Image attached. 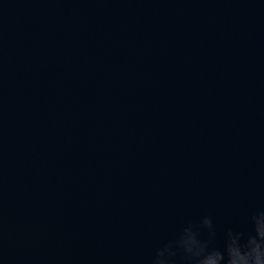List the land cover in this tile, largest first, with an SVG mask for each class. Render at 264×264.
<instances>
[{"label": "water", "instance_id": "95a60500", "mask_svg": "<svg viewBox=\"0 0 264 264\" xmlns=\"http://www.w3.org/2000/svg\"><path fill=\"white\" fill-rule=\"evenodd\" d=\"M257 206L264 0H0V264H149Z\"/></svg>", "mask_w": 264, "mask_h": 264}, {"label": "clouds", "instance_id": "9594fccd", "mask_svg": "<svg viewBox=\"0 0 264 264\" xmlns=\"http://www.w3.org/2000/svg\"><path fill=\"white\" fill-rule=\"evenodd\" d=\"M149 264H264V206L223 227L211 213L188 219L158 244Z\"/></svg>", "mask_w": 264, "mask_h": 264}]
</instances>
